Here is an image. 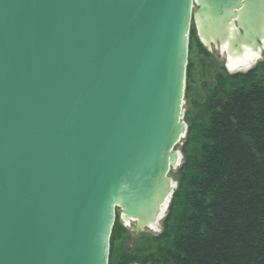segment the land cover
Listing matches in <instances>:
<instances>
[{
  "label": "water",
  "instance_id": "obj_1",
  "mask_svg": "<svg viewBox=\"0 0 264 264\" xmlns=\"http://www.w3.org/2000/svg\"><path fill=\"white\" fill-rule=\"evenodd\" d=\"M191 21L264 51V0H0V264H108L115 211L158 223Z\"/></svg>",
  "mask_w": 264,
  "mask_h": 264
},
{
  "label": "trees",
  "instance_id": "obj_2",
  "mask_svg": "<svg viewBox=\"0 0 264 264\" xmlns=\"http://www.w3.org/2000/svg\"><path fill=\"white\" fill-rule=\"evenodd\" d=\"M189 78L187 63L184 95ZM198 106L162 232L153 247L114 256L126 232L115 213L108 264H264V60L218 73Z\"/></svg>",
  "mask_w": 264,
  "mask_h": 264
},
{
  "label": "rangeland",
  "instance_id": "obj_3",
  "mask_svg": "<svg viewBox=\"0 0 264 264\" xmlns=\"http://www.w3.org/2000/svg\"><path fill=\"white\" fill-rule=\"evenodd\" d=\"M190 30L191 36L189 37L187 57V63L190 64V78L186 83L187 92L186 95H184L182 106L183 121L186 124V129L190 125V123L195 120L196 115L199 111L198 105L204 103L207 96V92L214 86L215 76L218 73H225L228 75L246 73L264 60V51H262L260 53V58L251 66H249V68L242 70H230L227 66H225L226 60L223 52L217 49V47H207L200 39L194 21H192L190 25ZM200 46L205 49V54L201 52ZM184 142L185 134L175 148L177 153L179 154L177 166L174 169H171L168 174L172 182L174 183L173 192L177 188L178 168L183 163L182 149ZM172 194L169 197V201L163 212L162 217L160 218L158 223L151 229L146 228L140 232H133V223L131 222L128 226L125 225V223L120 218V213L118 211H115V213L118 215V223L126 232L121 235V237L119 236L118 241L115 243L114 256L133 253L138 250H145L149 247H153V239L160 235V233L162 232V222L167 213Z\"/></svg>",
  "mask_w": 264,
  "mask_h": 264
},
{
  "label": "bare ground",
  "instance_id": "obj_4",
  "mask_svg": "<svg viewBox=\"0 0 264 264\" xmlns=\"http://www.w3.org/2000/svg\"><path fill=\"white\" fill-rule=\"evenodd\" d=\"M231 31V30H230ZM220 49L223 53H226L227 66L230 70L234 69H247L253 63H255L260 58V53H252L247 49H241V53L237 50L228 52V43L224 42L220 45ZM125 225H130V223L124 222Z\"/></svg>",
  "mask_w": 264,
  "mask_h": 264
},
{
  "label": "flooded vegetation",
  "instance_id": "obj_5",
  "mask_svg": "<svg viewBox=\"0 0 264 264\" xmlns=\"http://www.w3.org/2000/svg\"><path fill=\"white\" fill-rule=\"evenodd\" d=\"M191 23H192V21H191ZM196 29H197V28H196ZM210 46H211V47H215V48L217 47V49L221 50V49H220V44H217V46H214L213 44H211ZM223 54L225 55V60H226V65H225V66H227L226 53H223ZM227 67H228V66H227ZM228 69H229V68H228Z\"/></svg>",
  "mask_w": 264,
  "mask_h": 264
}]
</instances>
